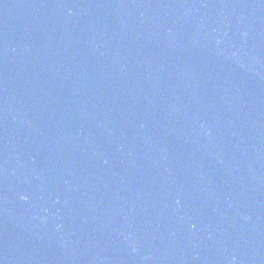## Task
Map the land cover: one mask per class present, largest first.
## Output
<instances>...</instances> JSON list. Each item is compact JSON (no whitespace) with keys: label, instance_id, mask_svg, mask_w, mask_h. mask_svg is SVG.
<instances>
[{"label":"water","instance_id":"95a60500","mask_svg":"<svg viewBox=\"0 0 264 264\" xmlns=\"http://www.w3.org/2000/svg\"><path fill=\"white\" fill-rule=\"evenodd\" d=\"M0 264H264V0H0Z\"/></svg>","mask_w":264,"mask_h":264}]
</instances>
